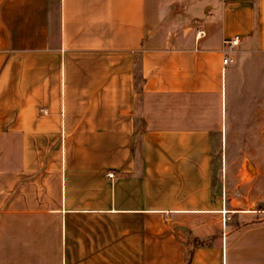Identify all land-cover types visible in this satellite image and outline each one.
Listing matches in <instances>:
<instances>
[{"label": "crops", "instance_id": "obj_1", "mask_svg": "<svg viewBox=\"0 0 264 264\" xmlns=\"http://www.w3.org/2000/svg\"><path fill=\"white\" fill-rule=\"evenodd\" d=\"M255 137L264 0H0V264H264Z\"/></svg>", "mask_w": 264, "mask_h": 264}, {"label": "rangeland", "instance_id": "obj_2", "mask_svg": "<svg viewBox=\"0 0 264 264\" xmlns=\"http://www.w3.org/2000/svg\"><path fill=\"white\" fill-rule=\"evenodd\" d=\"M229 131V129H227ZM241 141L236 143V150L245 148L239 154V158L235 160H222L226 167L231 168L237 173L236 182L238 186L236 188L237 192L235 196L237 198L243 197L245 194L249 195V201L257 200L259 201V206L264 205V139L259 140L258 138H252L251 140L244 142L242 138ZM252 149V153L248 150ZM234 152V151H233ZM245 152L251 159L245 157ZM232 154V152L230 153ZM245 162L256 164L260 167L261 173L254 176V172H250L246 168ZM255 208V206L253 207Z\"/></svg>", "mask_w": 264, "mask_h": 264}, {"label": "built area", "instance_id": "obj_3", "mask_svg": "<svg viewBox=\"0 0 264 264\" xmlns=\"http://www.w3.org/2000/svg\"><path fill=\"white\" fill-rule=\"evenodd\" d=\"M239 42V36L234 35L230 38L224 39L222 42V48H221V52L223 54V59L222 62L223 63H227L230 59L228 56V52L233 49L235 46H237Z\"/></svg>", "mask_w": 264, "mask_h": 264}]
</instances>
